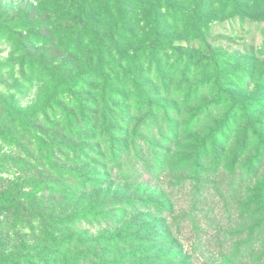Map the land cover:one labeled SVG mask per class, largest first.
Listing matches in <instances>:
<instances>
[{
	"label": "rangeland",
	"instance_id": "obj_1",
	"mask_svg": "<svg viewBox=\"0 0 264 264\" xmlns=\"http://www.w3.org/2000/svg\"><path fill=\"white\" fill-rule=\"evenodd\" d=\"M91 1L0 0V25L12 30L0 32V94L19 89L18 65L14 78L6 74L16 59L8 41L44 29L55 46L68 42L77 97L68 95V113L79 115L80 102L82 117L108 124L68 143V187L53 200H68V226L54 227L63 247L10 258L6 248L0 261L264 264V0H126L131 12L120 23L128 38L139 36L123 47L137 58L140 88L133 73L128 88H110L108 80L123 73L111 70L112 60L105 74L96 66L98 45L106 53L108 33L120 36L119 5L109 0L110 18L101 0L91 14ZM155 9L161 29L183 40L162 48L159 70L149 71L141 34L153 30ZM143 13L152 14L144 25ZM138 92L151 102L135 104Z\"/></svg>",
	"mask_w": 264,
	"mask_h": 264
},
{
	"label": "trees",
	"instance_id": "obj_2",
	"mask_svg": "<svg viewBox=\"0 0 264 264\" xmlns=\"http://www.w3.org/2000/svg\"><path fill=\"white\" fill-rule=\"evenodd\" d=\"M99 2L91 1V14H94ZM101 2L100 9L105 7L104 16L109 14L110 18L114 17L115 13L108 7L109 0ZM118 5L119 12L115 17L119 19L115 23L120 26V36L114 38L108 33L107 37L113 45V50L106 53L102 52V42L98 45L96 66L105 74V70L110 66L108 60H112L115 66L111 70L117 68L119 74L123 73L124 77L121 80L118 75L110 78V88L121 84L128 88L132 85L131 74L133 73L134 78L139 70L134 52L124 49L126 43L123 40L129 42L132 37L136 38V34L139 36V33L131 32L128 38L130 30H126V25L120 22L127 21L126 16L131 12V8L126 5V0H118ZM135 8L137 7L133 10ZM155 10V15L143 13L141 21L144 25L152 15L153 30L147 31L145 35L141 34L145 46L143 52L150 55L149 71L154 67L159 70L161 63L158 62V54L162 48L172 47L176 42L183 40L173 35L172 31L161 29L158 9ZM6 24L0 25V32L6 29L12 34ZM116 29L115 26L113 30ZM44 31L46 33H43ZM24 33L23 37L15 35L13 41H8L12 52L10 59H16L11 66L7 65L6 74L8 79L14 78L16 73L12 71L18 65L19 72L14 81L19 89L13 91L14 88L10 87L5 89L6 93L0 94V259L4 257L6 248L10 258L14 257L15 251L26 256L30 250L41 254L44 249L63 247L64 241L60 243L59 239L55 238L57 233L54 227L68 226V210L64 208L68 200L58 203V206L53 200L57 194L63 192L60 191L62 186L68 187V166L64 165L68 164V143L70 140H85V134L88 131L96 132L99 124L108 126L105 119L101 122L96 120V116L82 117L85 106L80 102L76 109L79 115L72 111L68 113V106L71 105L68 104V95L74 101L77 98L72 79L68 76V63L71 61L68 57V42L63 47L55 46L52 35L44 29ZM196 35L193 38L198 39ZM112 51L115 54H112ZM64 54L66 56H63ZM138 80L136 76L134 85L140 88ZM34 92L33 98L23 104ZM135 96V104H149L152 100L149 95L140 92ZM133 105L134 103L131 104ZM72 176L74 179L80 178L75 171ZM83 183L84 181H80L76 186L85 190V187L81 186ZM69 219L74 223V227L79 226V216L76 212L71 214ZM58 234L63 237L66 233L59 231ZM66 240L69 243L72 237ZM43 260L40 257L35 259L36 262Z\"/></svg>",
	"mask_w": 264,
	"mask_h": 264
}]
</instances>
